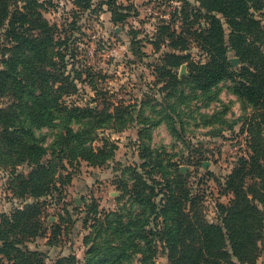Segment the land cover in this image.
<instances>
[{
    "label": "trees",
    "instance_id": "trees-1",
    "mask_svg": "<svg viewBox=\"0 0 264 264\" xmlns=\"http://www.w3.org/2000/svg\"><path fill=\"white\" fill-rule=\"evenodd\" d=\"M117 1L103 0V4L115 14ZM197 1L203 24L195 31L194 40L206 59L196 61L190 55L171 54L167 61L171 68L189 62L188 80L202 93H211L221 83L230 82L232 92L253 108V116L247 119V153L223 183L232 198L228 204L217 205L218 221L210 222L202 210L201 195L194 194L182 174L161 173L159 178L156 171H145L149 167L146 162L139 167L142 172L138 167H126L124 175L132 174L133 185L122 184L124 196L131 195L132 209L109 212L103 222L96 219L100 225L104 223V232L85 237V262L72 254L54 264H156L160 247L170 264L258 263L264 240L260 207L264 205V0ZM84 3L88 5L90 0H77L78 6L89 8ZM40 7L39 0H0V32L4 31L8 40L1 54L0 98L10 97L12 101L6 109H0V145L6 146L4 152L13 166L31 167L27 177L18 175L16 179L21 197L30 195L37 200L1 216L0 264H46L27 243L45 237L42 209L53 195L59 168L64 167L67 155L91 165H104L116 150L115 146L110 151L86 146L95 140L94 131L115 117L108 113L104 121L89 123L86 120L94 118L97 109L65 105L63 96L75 90L67 75L69 47L61 37L56 40L55 28ZM161 29L165 31L161 42L170 40L173 50L188 49L183 30L178 33L165 25ZM230 49L240 61L239 69L230 62ZM171 79L174 87L181 83ZM58 120L61 130L52 145L58 143L65 148L62 146L58 158L47 160L53 148L37 138L36 130L54 127ZM73 123L80 127L71 128ZM97 210L94 204L88 214L97 216ZM54 234L57 236V232ZM48 244H53V237Z\"/></svg>",
    "mask_w": 264,
    "mask_h": 264
},
{
    "label": "rangeland",
    "instance_id": "rangeland-1",
    "mask_svg": "<svg viewBox=\"0 0 264 264\" xmlns=\"http://www.w3.org/2000/svg\"><path fill=\"white\" fill-rule=\"evenodd\" d=\"M39 2L42 15L55 28L56 40L61 37L69 47L67 75L75 90L63 96L65 105L97 109L94 118L86 120L89 123L104 121L108 113L115 117L104 128L95 130V140L86 146L105 151L114 150L115 146L116 150L100 166L67 155L64 167L59 168L53 195L42 209L45 237L28 242V249L39 252L46 264L72 254L85 262L88 250L85 237L96 236L99 230L104 232V223L100 222L106 220L107 213L123 207L132 209L131 195L124 196L123 188L125 184L132 187V174L124 175L123 170L129 166L139 168L145 162L149 165L145 171H156L159 178L161 173L182 174L194 194L201 195L206 218L217 222V205L228 204L232 198L223 183L247 153V119L254 111L232 92L230 82L221 83L211 93H202L188 80L189 62L180 68L170 67L167 59L171 54L190 55L196 61L206 59L194 40L195 31L203 24L199 2L118 0L115 14L103 0L84 3L89 8L78 6L77 0ZM123 16L126 17L118 20ZM164 25L178 33L183 30L188 41L186 51L173 50L170 40L160 41L165 35V31H160ZM190 29L192 36L188 34ZM4 33L0 32V67L2 51L8 44ZM152 43H158L159 47ZM230 57H236L231 49ZM183 66L186 75L180 76ZM172 77L181 81L177 87L173 86ZM11 103L10 97L0 98V109ZM60 124L58 120L54 127L36 130L37 138L53 148L47 160L58 158L62 146L65 148L58 143L52 145L61 130ZM79 127L71 124L75 130ZM4 149L6 146L0 145V222L2 215L9 216L37 201L30 195L21 197L16 179L18 175L27 177L31 167L13 166ZM183 168L186 171L182 172ZM94 204L98 206L97 216L88 214ZM260 207L264 213V205ZM97 218L100 222H96ZM85 220L88 224H84ZM52 237L53 244L49 245ZM155 261L170 264L161 247ZM257 264H264V240Z\"/></svg>",
    "mask_w": 264,
    "mask_h": 264
},
{
    "label": "water",
    "instance_id": "water-1",
    "mask_svg": "<svg viewBox=\"0 0 264 264\" xmlns=\"http://www.w3.org/2000/svg\"><path fill=\"white\" fill-rule=\"evenodd\" d=\"M230 62L233 64V66H237L239 64V59L234 57V58H231L230 59ZM186 67L183 66L182 69H181V73H180V76H184L186 75ZM207 163H204V167L207 168ZM186 171L184 168L182 169V172Z\"/></svg>",
    "mask_w": 264,
    "mask_h": 264
}]
</instances>
